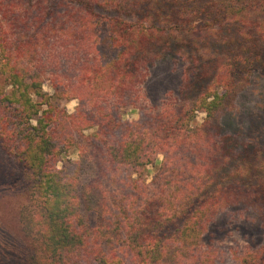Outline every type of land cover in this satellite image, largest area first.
<instances>
[{
    "label": "trees",
    "instance_id": "16d2710c",
    "mask_svg": "<svg viewBox=\"0 0 264 264\" xmlns=\"http://www.w3.org/2000/svg\"><path fill=\"white\" fill-rule=\"evenodd\" d=\"M168 56L185 65L176 94L122 120ZM57 58L69 67L47 72ZM263 70L264 0H0V140L23 167L28 264H212L203 232L238 201L264 227V156L241 132L208 147ZM233 254L264 264V246Z\"/></svg>",
    "mask_w": 264,
    "mask_h": 264
},
{
    "label": "rangeland",
    "instance_id": "374dc122",
    "mask_svg": "<svg viewBox=\"0 0 264 264\" xmlns=\"http://www.w3.org/2000/svg\"><path fill=\"white\" fill-rule=\"evenodd\" d=\"M98 11L107 16L113 14L104 8H98ZM44 66L47 72H54L67 69L69 64L57 58V62L47 60ZM184 70V62L174 57L168 56L155 62L149 69L145 83L141 85V97L136 105L138 108L127 105L119 109L122 120H136L143 114L157 112L169 94H176ZM43 90L52 92L48 82H44ZM59 102L69 113L74 112L78 105L76 99H60ZM234 104V111L222 115L220 119L224 128L221 135L208 134V147H213L215 143L221 147L222 136L241 132L242 138L252 142L259 155L264 156V70L253 74L248 84L237 94ZM204 117L205 114L199 112L193 125L200 124ZM67 159H77L74 149L57 166H62ZM259 167L264 175V161ZM152 172L153 168L147 167L144 173L147 181L151 180ZM28 200L22 164L4 150L0 140V264H28L30 248L19 221V210ZM258 213L255 208L238 201L214 214L201 240L202 248L208 249L214 256L212 264H235L233 253L246 255L264 246V227Z\"/></svg>",
    "mask_w": 264,
    "mask_h": 264
}]
</instances>
